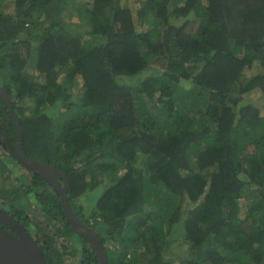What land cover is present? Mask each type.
Segmentation results:
<instances>
[{"label":"trees","instance_id":"obj_1","mask_svg":"<svg viewBox=\"0 0 264 264\" xmlns=\"http://www.w3.org/2000/svg\"><path fill=\"white\" fill-rule=\"evenodd\" d=\"M69 1L0 8V85L22 150L68 177L69 206L108 264H264V113L246 98L264 101V0H85L65 23ZM0 122L14 141L1 98ZM6 168L0 203L47 264H65L71 248L79 264H99L58 193L29 172L13 196Z\"/></svg>","mask_w":264,"mask_h":264},{"label":"water","instance_id":"obj_2","mask_svg":"<svg viewBox=\"0 0 264 264\" xmlns=\"http://www.w3.org/2000/svg\"><path fill=\"white\" fill-rule=\"evenodd\" d=\"M0 98L5 101L16 132L15 145H11L6 135L0 130V141L16 161L28 172L36 174L51 186L59 195L66 224L77 235L85 237L95 252L99 264H108L107 255L98 235L77 218L71 210L67 191L68 177L53 166L27 157L21 150L20 122L15 117L8 94L0 90ZM62 181V184L58 182ZM0 264H47L46 258L39 245L30 233L4 208L0 207ZM6 227V228H4Z\"/></svg>","mask_w":264,"mask_h":264},{"label":"rangeland","instance_id":"obj_3","mask_svg":"<svg viewBox=\"0 0 264 264\" xmlns=\"http://www.w3.org/2000/svg\"><path fill=\"white\" fill-rule=\"evenodd\" d=\"M5 0H0V8L3 9V3H4ZM8 1H11V0H8ZM82 1H85V0H70L68 2V4L66 5L64 11H63V21L65 23H69L71 22L72 20H74V18H78L79 16V9H80V6H81V3ZM123 3V0L122 2ZM133 4V5H132ZM126 5H128V7L132 8L134 10V12L137 11V7H138V4L136 3H127ZM4 13H8V9L7 8H4L3 10ZM48 25V22L45 21L43 23V27H46ZM140 31H142V28H139ZM156 65H152L149 69H146L144 70L143 72L139 73L140 76H138L137 78H125V79H118L119 80V83L120 84H135L137 83L139 80H142L145 76L151 74V73H156V71H158L156 69ZM25 71L28 75H32V73L34 74V66H27L25 68ZM254 73H257L259 72V68H255L254 70ZM250 74V73H248ZM247 74V75H248ZM6 71H0V84L4 83L7 81V77H6ZM137 81V82H136ZM77 84H79L78 86H80V82L78 81ZM73 90L70 89V92ZM74 93L76 96H79L80 95V90H77V89H74ZM256 94H250L248 95L246 98L248 99H251V100H254L253 101V104L256 105L257 107L261 108L262 109V113H264V101L260 98L257 97V95L255 96ZM248 99V100H249ZM59 111V108H55V112H58ZM0 156H3L2 159H4V162L6 163L7 167L8 166H12L13 162H12V158L9 157L7 154H3V153H0ZM28 156V155H27ZM29 158H32V157H29ZM32 159H35V160H38L40 161V159L38 158H32ZM11 170H13L12 168H10ZM16 171L13 172H10L9 169L6 170V172L4 173V176H8V179L7 181L5 182V186H10L12 188V195L14 196L15 193H17V189L19 188V180H20V177H23L20 172L22 170H20V168H16ZM20 171V172H19ZM20 193L23 197V193L22 191L20 190ZM25 193L27 194V191H25ZM98 192H96L97 194ZM78 203L83 206V208L85 209L86 212H90V208H91V205L93 203V199L92 197H90L89 195H85L81 198L78 199ZM240 205L242 207H244L243 205V202H241L240 200ZM0 206H2V204L0 203ZM43 210H45L44 207H42ZM28 213L29 215L31 216V218L33 219V221H36V220H42L43 219V213L40 212V210L37 209V205H36V202H33V199L31 200V205L29 206L28 208ZM177 232V231H175ZM174 234V233H173ZM173 236V235H172ZM61 245L63 247H68L69 246V242H68V239L65 238L63 239V241L61 242ZM169 252H170V255H172L175 259L177 258V255H179L180 253L177 252L175 250V247L171 246L170 249H169ZM74 250L71 248V251L69 253V255H66L65 257V264H79V258L77 257L78 254H74ZM177 261V260H176Z\"/></svg>","mask_w":264,"mask_h":264},{"label":"flooded vegetation","instance_id":"obj_4","mask_svg":"<svg viewBox=\"0 0 264 264\" xmlns=\"http://www.w3.org/2000/svg\"><path fill=\"white\" fill-rule=\"evenodd\" d=\"M0 90H4V89L1 87V85H0ZM4 91H5V90H4ZM9 99H10V105H11V108H12V107H13V105H12V99H11V97H9ZM4 103H5V101H4ZM5 105H6V103H5ZM6 107H7V105H6ZM7 110H8V107H7ZM8 112H9V111H8ZM9 115H10V114H9ZM11 121H12V119H11ZM12 124H13V121H12ZM3 127H4V128H3ZM13 127H14V124H13ZM5 129H6V126H3V125L1 124V122H0V130L2 131V134L6 135V136L8 137L9 142H10L11 145H15V142H16V133H15V139H14V141H12L10 134L7 133V132L5 131ZM14 129H15V127H14ZM6 130H7V129H6ZM21 149H22V147H21ZM22 151H23V150H22ZM23 152H24V151H23ZM0 153L7 154V155L11 156V155L9 154V151L6 149V145H4L1 141H0ZM24 153H25V152H24ZM2 157H3V156H0V161L4 162V159H2ZM3 158H4V157H3ZM15 162H16V161H15ZM20 174L23 176V175L26 174V171H21ZM0 226H2V225L0 224ZM2 227H3V226H2ZM4 228H5V227H4Z\"/></svg>","mask_w":264,"mask_h":264},{"label":"clouds","instance_id":"obj_5","mask_svg":"<svg viewBox=\"0 0 264 264\" xmlns=\"http://www.w3.org/2000/svg\"><path fill=\"white\" fill-rule=\"evenodd\" d=\"M13 111V110H12ZM11 117V116H10ZM16 117V116H15ZM17 118V117H16ZM12 119V118H11ZM20 122V121H19ZM14 124V123H13ZM21 131V130H20ZM16 133V132H15ZM22 137V136H21ZM22 143V142H21ZM6 149H7V147H6ZM8 150V149H7ZM22 150V149H21ZM24 153V152H23ZM9 154L11 155V156H9V157H11L12 158V162H13V164H12V166H8L6 169H9V171L10 172H13L14 173V171L15 172H17L16 171V168H19V167H16L15 168V170H11L10 168H12V167H15V161H16V159L14 158V156H12V154L9 152ZM25 154V153H24ZM26 155V154H25ZM27 156V155H26ZM28 157V156H27ZM2 162V161H1ZM17 162V161H16ZM18 163V162H17ZM3 164H5L6 165V163L5 162H3ZM19 164V163H18ZM7 166V165H6ZM19 166H20V170H22V171H26L20 164H19ZM20 172V171H19ZM29 176V172L28 171H26V174L23 176V177H20V180H22V179H24V178H27ZM58 182H60V181H58ZM60 184H62V181L60 182ZM0 207H2V208H4L3 206H0ZM6 210V209H5ZM71 229V228H70Z\"/></svg>","mask_w":264,"mask_h":264}]
</instances>
